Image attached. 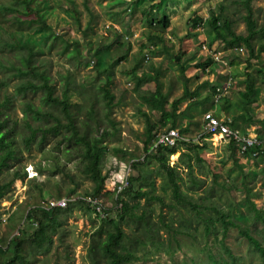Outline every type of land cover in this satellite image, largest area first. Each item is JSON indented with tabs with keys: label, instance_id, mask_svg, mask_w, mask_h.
Returning <instances> with one entry per match:
<instances>
[{
	"label": "rangeland",
	"instance_id": "1",
	"mask_svg": "<svg viewBox=\"0 0 264 264\" xmlns=\"http://www.w3.org/2000/svg\"><path fill=\"white\" fill-rule=\"evenodd\" d=\"M155 1L44 0L42 9L47 13L49 30L39 28L36 22L13 27L4 18L0 19V24L7 26L9 23L12 29L38 42L40 53L35 59L56 78L55 93H62V87L66 85L71 110L80 128L95 131V119L84 122L90 108L101 126L113 132L103 145L102 172L107 174V179L100 194L94 198L89 194L93 183L82 171L79 155L73 147L66 151L67 140L63 133L68 130L65 127H61L59 133L48 132L43 138L37 131L31 144L23 145L21 136L29 131L27 122L34 126L54 122L51 117L37 119L24 113L25 103L30 100L61 114L60 107L42 100V88L17 92L14 86L20 81V75L15 73L7 78L11 99L9 111L17 120L19 152L17 158L10 160V167H3L0 172V183H9L5 195L0 198V243L17 233L27 206L42 204L58 196H75L67 208L60 207V225L51 233L47 247L42 249L25 241L27 261L19 264H102V259L92 263L89 245L104 237V232L116 223L127 234H137L133 249L140 257L127 264H262L259 250L250 245L236 227L229 228L226 233L222 231L211 207L220 206L243 226L249 227L264 246L263 222L251 217L244 202L248 195L264 210V186L259 172L262 162H257V158H245L236 145L230 148L229 141L224 138L195 137L205 129L204 113L208 110L217 115L222 113L221 116L226 112L231 119L238 116L242 132L264 135V78L257 73H264V52L249 59L243 44H231L217 37L206 20L197 28L192 26L194 15L205 18L210 9H218V4L223 1L228 5L231 17L235 18L236 31L244 32V23L240 19L243 8L231 0H163L170 23L165 28L163 40L150 39V32L160 34L159 26L150 27L147 21L150 4ZM71 4L76 6L75 10ZM253 6L256 26L260 27L264 24V0H254ZM162 7L161 4L155 10L159 13ZM109 42H113L111 50L98 51L96 66L94 51L102 43ZM201 42L205 47L200 45ZM166 50L173 53L168 54ZM174 53L182 54L184 70L176 58H172ZM121 54L124 56L117 60ZM18 55L17 48L0 45L3 58L10 56L18 60ZM106 61L111 62L110 71L102 69ZM197 61L206 62L197 66ZM138 62L140 68H149L153 63L160 70L167 108L182 94L185 84L189 86L191 97H206L201 104H192L187 114L179 111L175 127L186 139L177 141L175 152H164L167 164L175 170L180 191L196 206L173 197L169 174L153 157L155 150L150 148L146 152L142 147L145 115L141 111H146L154 122L159 120L160 113L150 110L134 89L135 76L127 70ZM9 72L7 66H0V78ZM248 73L255 76V91L246 96L243 91ZM105 85L113 95L109 103L102 93ZM154 86L151 81L142 89L153 90ZM170 124L171 121L166 125L158 122L156 127L159 126L161 131ZM182 127L186 130H181ZM236 158L250 172L248 179L236 177ZM127 166V171L139 178L133 181L128 193L121 194L122 198L135 204L137 211L146 201L143 196H135V191L146 189L163 198V203L153 199L147 206L150 219L159 226L156 236L164 244L157 246L150 242L149 236L142 233L141 222L134 223L128 216L120 218L114 186L121 181L120 173ZM16 169L25 170L26 175L10 182ZM98 198L102 205L97 212L93 201L98 203ZM208 216L213 219V223L209 221V232L205 231L203 220ZM107 218L111 223H102ZM163 224L170 225V229ZM171 226L184 227L187 232L174 230L172 233ZM124 241L128 244L129 240L125 237Z\"/></svg>",
	"mask_w": 264,
	"mask_h": 264
},
{
	"label": "trees",
	"instance_id": "2",
	"mask_svg": "<svg viewBox=\"0 0 264 264\" xmlns=\"http://www.w3.org/2000/svg\"><path fill=\"white\" fill-rule=\"evenodd\" d=\"M231 1L243 8L240 19H242L244 23V32L236 31L235 18L231 17V13L228 12V5L223 1L218 4V9H210L208 16L205 18L199 15H194L191 18L192 26L197 28V26L203 24V20H206L217 37H221L223 40L231 44H243L248 51V56H250L249 59L256 58L264 52V24L260 27L256 26V21L253 16L254 0ZM43 3L44 0L0 1V19L4 18L13 27L24 22H36L38 23L39 28L42 27L49 30L50 25L47 23V13L42 9ZM161 4L163 7L158 13L155 9ZM70 7H73V10L76 8L74 4H71ZM166 11L165 2H163V0H157L150 4V12L147 15L148 24L153 28L159 26L160 29V34H152L150 32L148 35L150 39L155 38L163 40L165 28H167L170 23ZM9 23L7 26L0 24V45L17 48L19 55L18 60H14L10 56L6 58L0 56V66H7V68H10L8 75L0 78V172L3 167H10V160L17 158L19 152L17 144V120L12 118L13 116L9 111L11 99L10 94L7 92V78L12 77L16 73L17 76H21L19 77L20 81H17L14 86L17 92L22 93L28 89L35 90L42 88L44 92L42 100L48 104L59 106V110L62 114L56 113L53 109L44 108L43 105L41 106V104H35L28 100L23 108L24 113H28L37 119H47L51 117L54 119V122L50 124L40 123L35 126L27 122L26 126L29 131L27 134L21 136L23 145L28 147V145H30L35 139L37 131L41 133V137L43 138L48 132L59 133L61 127H65L68 130L63 133L64 138L67 140L66 151H69L71 147L75 149L83 164L82 171L93 183L89 194H91L92 197H97L107 179V174L102 172L105 157L103 145L105 139L113 132H110L108 128L101 126L98 117L90 108L87 111V118L84 122L88 123L90 118L95 119V131L90 132L86 130L85 127L80 128L81 125L76 117H74L71 110L72 102L68 97L66 85L62 87V93H55L56 78L52 77L51 73H49L45 67L40 66L35 59L36 54L40 53L38 42L31 36L23 34L15 28L12 29ZM112 44L113 42L102 43L99 48L94 51L96 56V66H98V51L100 49L111 50ZM201 44L202 42L200 45ZM165 52L168 54L173 53L171 50H166ZM181 55L182 54L180 53L179 55L174 53L171 56L172 58H176V62H179L180 68L184 70V66L181 64ZM123 56L124 54H121L118 56L117 60L121 59ZM148 57L149 56L146 55V58ZM208 60L209 57L206 61ZM206 61H197L195 65L202 66ZM102 65V69H108V71L112 69L110 61H106ZM139 66L140 62L127 70L128 73H132L135 76L134 89L138 92L139 98L150 110H156L160 113L159 120L154 122L146 111H141V113L145 115V130L143 133L142 147L147 152L151 148V144L155 141L156 134L160 131V127H156L158 122L161 125H166L168 121H171L170 127L165 129L176 128L175 122L179 115V111H181V114H187L189 107L192 104H201L206 97L203 99L191 97L189 86L185 84L182 94L173 99L170 108H167V94L162 89L160 70L154 66L153 63L149 64V68H140ZM12 69L15 72L12 71ZM257 73L264 78V73H262V71H258ZM34 76H38V78L35 79ZM254 80L255 76L248 73L245 80L244 95L249 96L255 91ZM151 81L154 82L155 85L153 90L142 89L145 83ZM102 93L107 99V102L112 100L113 95L109 92L107 85L102 87ZM224 114L227 115L226 112H224ZM237 117L238 116L233 117L230 124L232 127L240 129ZM181 130H186V128L182 127ZM256 134L259 136L261 135L258 132ZM176 144L170 146L159 144L157 147L153 148V150H155V152H153V157L167 170L173 197L179 202H190L180 191L178 182L175 179V170L172 166L167 164L166 154L164 153L167 152L170 154L175 152L177 147ZM234 145L237 144L230 140L229 147L233 149ZM261 150L262 152H260L256 158L257 162H262L259 172L261 184L264 186V143L261 146ZM244 155L245 158L249 159L250 150L244 152ZM235 161L238 166L236 177L240 175V178L248 179L250 177V172L245 169V164L238 162V158H236ZM132 163L134 164V162H131V164ZM125 169L126 170H123V172H127L128 166ZM24 175H26L25 170L20 171L19 169H16L12 172L10 182ZM138 178L139 175L128 173L126 178L127 183L117 191L116 201L119 203V209L121 210L120 218L128 216V218L134 223L141 222L142 233L149 236L150 242H155V244L159 246L164 243L156 236L159 226L155 221L150 219V216L148 215L150 208H148L147 203L153 199H157L163 203V198L148 192L146 189L137 190L134 192V195L137 197L143 196L146 201L145 206L137 211L135 204H131L128 200L121 197V194L130 191L133 181ZM7 185H9V183H0V198L5 195ZM115 190H117V185L114 186V191ZM68 194H71V192ZM98 202L102 205L100 201ZM244 202L248 212L251 213V217L263 222L262 228L264 229V210L261 207H258L248 195L244 199ZM190 203L192 206H196V204L192 202ZM211 207L215 212V219L221 223L222 231L226 233L229 228L236 227L238 232L247 239L248 243L259 250L262 258L261 263L264 264V246L261 244L260 240L253 235L252 230L249 227L243 226L238 220L234 219L233 216L220 208V206L213 205ZM93 208L97 212L100 210L99 208L97 209L95 205H93ZM60 209L61 208L57 206L45 208L40 203L27 206L26 211L22 214L23 220L20 226H18L17 233L7 238L6 242L0 243V264H19L26 262L27 256L23 246L25 241H28L32 246L35 245L39 248L45 249L47 244L51 241V233L60 225L58 219V212ZM203 220L205 222V231L209 232V221L213 223V219L211 216H208ZM102 223H111V220H109V218L103 219ZM166 227L170 229V225H167ZM171 228L172 233L175 232L174 230L185 233L187 232L184 227L175 228L171 226ZM136 235L137 234L131 236L130 234H127L123 227L116 223L112 229L104 232V237L98 240H93L90 243L89 257L92 260V263L98 262V260L102 259V264H127L138 259L140 256L133 249V245L136 244ZM125 237L129 240L128 244L124 241ZM167 240L170 241L169 238H167ZM211 259L215 261L213 256H211Z\"/></svg>",
	"mask_w": 264,
	"mask_h": 264
},
{
	"label": "built area",
	"instance_id": "3",
	"mask_svg": "<svg viewBox=\"0 0 264 264\" xmlns=\"http://www.w3.org/2000/svg\"><path fill=\"white\" fill-rule=\"evenodd\" d=\"M202 47H205V44L202 45ZM204 120H205V129L203 132H200L196 135V139H205V137H215L217 139L224 138L227 141H233L236 143L237 148L239 152L244 154V152L250 150V158H256L261 150V146L264 143V135H257L255 134H250L246 132H242L238 128H234L231 126L230 121L231 118L229 116L224 115H217L213 111H206L204 113ZM179 139H186L182 133L179 131L178 128H168V129H163L159 131L156 134L155 141L151 144V148L157 147L159 144H166L168 146L170 145H175L178 143L177 141ZM129 172L127 171L126 173H120L121 174V181L118 182L117 184V191L122 188L123 185L127 183L126 178L127 174ZM75 196H69V195H64V196H59L56 198H49L46 202H43L41 205L45 208H50V207H66L70 200L73 199ZM89 200L90 197H88ZM97 198V197H94ZM99 200H97L98 202ZM93 205L95 207H99V202L96 203L93 201Z\"/></svg>",
	"mask_w": 264,
	"mask_h": 264
},
{
	"label": "clouds",
	"instance_id": "4",
	"mask_svg": "<svg viewBox=\"0 0 264 264\" xmlns=\"http://www.w3.org/2000/svg\"><path fill=\"white\" fill-rule=\"evenodd\" d=\"M251 159H254V158H251Z\"/></svg>",
	"mask_w": 264,
	"mask_h": 264
}]
</instances>
